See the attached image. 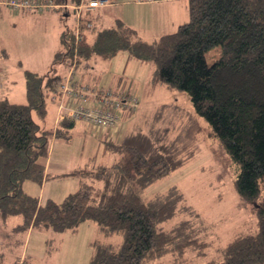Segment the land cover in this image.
I'll use <instances>...</instances> for the list:
<instances>
[{
    "label": "trees",
    "instance_id": "1",
    "mask_svg": "<svg viewBox=\"0 0 264 264\" xmlns=\"http://www.w3.org/2000/svg\"><path fill=\"white\" fill-rule=\"evenodd\" d=\"M69 12L73 10L64 15ZM88 13L80 41L73 28L65 25L47 72L25 70L27 102L0 96L2 218L20 214L23 222L16 229L55 231H74L82 222L93 220L104 234L122 237L119 243L95 241L88 264H149L168 251L181 255L189 247L205 246L192 219L200 215L177 186L143 196L148 185L194 154L191 142L174 145L165 142L163 135L154 136L153 147L145 149V144L137 143L141 132L132 136L127 131L119 141H105L104 152L116 153L111 164L92 161L71 172L81 176L80 187L62 201L42 202L23 188L25 180L43 184L53 140H70L76 124L65 117L56 128L47 125V97L51 91L58 99L61 94L56 64L69 59L70 67L75 54L78 65L94 54L109 58L126 50L131 57L153 63L152 85L163 84L190 95L195 111L211 128L208 136L218 140L229 159L237 193L256 205L257 230L238 232L222 248L220 259L198 264H264V0H189V20L151 41L135 36L136 29L118 17L114 25L97 28L93 20V26L86 28L85 21L92 19ZM217 46L220 56L208 63L207 51ZM140 107L123 111L130 114ZM33 112L41 121L34 119ZM148 129L152 133L155 127ZM177 213L188 216L165 228L162 222ZM177 259L169 264L184 261Z\"/></svg>",
    "mask_w": 264,
    "mask_h": 264
},
{
    "label": "rangeland",
    "instance_id": "2",
    "mask_svg": "<svg viewBox=\"0 0 264 264\" xmlns=\"http://www.w3.org/2000/svg\"><path fill=\"white\" fill-rule=\"evenodd\" d=\"M154 2L137 5L133 0H116L114 3L112 0L110 6L87 11L94 17L87 20L91 21L92 26L93 20L97 21V28H101L114 25L115 17H122L130 25L136 26L135 36L149 41L176 30L181 23L189 20V0ZM64 12V9L46 6L14 8L6 3L0 5L1 96L16 102H27L25 70L40 74L47 72L51 68L54 52L60 46L61 31L65 25L70 28L74 26V13L65 16ZM220 52V46L207 51V62L212 63ZM65 61L58 62L54 70L61 76V82L69 71V59ZM153 68V63L131 57L126 50H121L109 58L94 54L83 59L75 68L74 78H82L89 89L124 88L138 96L141 108L127 114L129 119L137 118L136 121L128 123L132 125L128 128L126 119H123L114 130L115 140L121 139L120 135L127 127L132 136L141 132L137 143L145 144V149H151L156 141L153 137L161 135L165 142L172 141L178 145L180 141H186L194 146V154L185 163L148 185L143 196L148 198L177 186L183 192L185 201L199 213V219H192L200 228L199 239L206 244L202 248L189 247L181 255L168 251L149 264H169L178 257V262L184 260L181 264L220 259L222 248L238 232L257 230L256 205L244 201L237 193L229 159L218 140L208 136L211 128L195 111L190 95L163 84L152 85ZM56 95L59 96V93ZM58 100L51 91L47 97V125L52 128L57 125ZM33 117L41 121L36 112H33ZM149 125L155 127L154 132H149ZM105 130L103 133L100 127L77 120L70 131V140L62 137L53 140V154L51 156L50 153V159H45L46 172L49 173L47 179L42 185L34 180H25L24 190L39 196L42 202L50 198L62 201L68 193L80 187L81 176L64 175V171L59 172L58 169L68 167L66 171H73L91 165L90 160L94 156L96 163L104 161L111 164L115 160V152H104L105 141L109 139L105 136L109 130ZM187 216L177 213L163 221L162 225L170 228ZM22 222L20 214L11 215L6 220L0 215V264H16L21 255L26 258L25 264H88L94 253L95 241L119 243L122 239L118 234H104L93 220L82 222L74 231L38 227L16 229Z\"/></svg>",
    "mask_w": 264,
    "mask_h": 264
},
{
    "label": "built area",
    "instance_id": "3",
    "mask_svg": "<svg viewBox=\"0 0 264 264\" xmlns=\"http://www.w3.org/2000/svg\"><path fill=\"white\" fill-rule=\"evenodd\" d=\"M110 0H88L78 5H71L63 2L58 3L54 0H42L41 3L31 0H6L5 3L14 8L18 7H43L63 8L68 10L71 8L74 13L73 32L76 41L82 38L83 16L85 12L107 5ZM86 28L92 26L91 21H85ZM77 67V55L75 54L70 60L68 73L65 75L64 81L60 85L61 95L59 97L58 107L60 118L70 117L74 120H84L89 125L104 128H114L120 119V113L123 110L133 111L138 106V99L132 93L124 90L109 88L106 90L94 89L93 96L89 99V87L86 84L79 83L74 78L75 68ZM92 89V88H90ZM73 99H77L78 103L71 106ZM25 256L21 255L16 264H25Z\"/></svg>",
    "mask_w": 264,
    "mask_h": 264
},
{
    "label": "crops",
    "instance_id": "4",
    "mask_svg": "<svg viewBox=\"0 0 264 264\" xmlns=\"http://www.w3.org/2000/svg\"><path fill=\"white\" fill-rule=\"evenodd\" d=\"M5 0H0V5H5V2H4ZM85 1H88V0H81L79 3H70V4H80L81 2H85ZM155 0H133V3H135V4H137V5H144V4H152V3H156V2H154ZM161 1H165V0H161ZM114 2H116V0H113V3ZM126 2V1H125ZM112 3V4H113ZM111 4V5H112ZM108 6H110V5H108ZM107 7V6H106ZM100 8H102V6L101 7H99V8H97L96 10H94V11H97L98 9H100ZM65 12L67 11V10H64ZM92 13L91 14H93V11H91ZM71 12H69L67 15H69ZM89 15H90V12L88 13ZM93 16L92 15H90V18H92ZM118 18H122V17H119V16H117ZM117 17H115V19L117 18ZM62 19H63V17H62ZM92 19H94V17L92 18ZM123 19V18H122ZM64 20V19H63ZM124 20V19H123ZM95 21V20H94ZM125 21V20H124ZM114 22H115V20H114ZM126 22V21H125ZM127 23V22H126ZM97 24V23H96ZM129 25H130V23H128ZM131 26L133 27V28H135L136 29V26H134V25H132L131 24ZM64 29V28H63ZM62 32V31H61ZM164 34V33H163ZM162 35V34H161ZM61 36V35H60ZM160 36V35H159ZM158 36V37H159ZM157 38V37H156ZM60 44H61V40H60ZM60 48V46L55 50V52L58 50ZM6 51V50H5ZM55 52H54V54H55ZM54 57V56H53ZM52 60H53V58H52ZM36 72V71H35ZM2 79L0 78V87H3V82L1 81ZM76 81H78L79 83H84V81H83V79L82 78H77V79H75ZM120 83V82H119ZM121 85H122V80H121ZM122 90H125L124 88H121ZM121 89H118V90H121ZM0 96H1V92H0ZM9 98V97H8ZM10 99V98H9ZM89 99H91L90 97H89ZM13 101V100H12ZM78 103V100L77 99H74L72 102H71V106H74V105H76ZM47 107H48V104H47ZM141 108V107H140ZM139 108V109H140ZM60 116V113H59V107H58V111H57V114H56V121H57V124L59 123V121L61 120V118L59 117ZM123 119H126V121H127V124H126V126L128 127V128H130L132 125H128V123H134L135 121H136V119L137 118H135V119H129V116H127V111H122L121 112V114H120V119H119V122L117 123V125L114 127V128H107L109 131H107L106 133H105V136H108L109 137V139H114L113 138V135H114V130L118 127V124L123 120ZM57 126V125H56ZM127 127L124 129V133L122 134V135H120V138L122 139V137L124 136V134H125V132H127ZM56 128V127H55ZM106 128H104L103 129V133L106 131L105 130ZM109 139H107V140H109ZM106 140V141H107ZM115 140V139H114ZM51 151H52V146H51V149H50V153H51ZM52 154H53V152L51 153V156H52ZM49 156H50V154H49ZM48 156V158L50 159V157ZM92 159L90 160L91 162L93 161V162H95V159H96V156H94V158L93 157H91ZM99 163H105L104 161H100ZM50 164V163H49ZM46 167H47V165H46ZM68 167H66V168H61V169H58V170H60L59 172H62V171H64V172H62L64 175H68V174H71V172L72 171H66V169H67ZM48 173V172H47ZM49 174V173H48ZM47 177H48V175L46 176V178L45 179H47ZM47 181V180H46ZM44 182V181H43Z\"/></svg>",
    "mask_w": 264,
    "mask_h": 264
},
{
    "label": "bare ground",
    "instance_id": "5",
    "mask_svg": "<svg viewBox=\"0 0 264 264\" xmlns=\"http://www.w3.org/2000/svg\"><path fill=\"white\" fill-rule=\"evenodd\" d=\"M111 2H112V0H110L109 3H108L107 5H109ZM69 4H70V3H69ZM71 5H73V4H71ZM104 6H106V5H104ZM70 9H71V8H70ZM91 10H92V9H91ZM89 91H90V92H89L88 96H89V97L93 96L94 89H89ZM131 92H132V91H131ZM132 93L137 97V99H138V105H139V102H140V101H139L138 96H137L134 92H132Z\"/></svg>",
    "mask_w": 264,
    "mask_h": 264
}]
</instances>
